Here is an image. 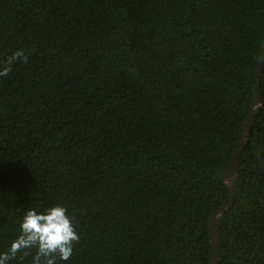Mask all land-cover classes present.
<instances>
[{
    "label": "trees",
    "instance_id": "obj_1",
    "mask_svg": "<svg viewBox=\"0 0 264 264\" xmlns=\"http://www.w3.org/2000/svg\"><path fill=\"white\" fill-rule=\"evenodd\" d=\"M263 43L264 0H0V254L63 206L58 264H210ZM261 92L219 264H264Z\"/></svg>",
    "mask_w": 264,
    "mask_h": 264
},
{
    "label": "clouds",
    "instance_id": "obj_2",
    "mask_svg": "<svg viewBox=\"0 0 264 264\" xmlns=\"http://www.w3.org/2000/svg\"><path fill=\"white\" fill-rule=\"evenodd\" d=\"M17 61L27 62L23 50L16 51L0 66V77H7ZM67 212L68 209L63 206H53L42 213L34 209L28 210L20 223V234L9 249L0 254V264H9L18 253H22L21 260L31 255L30 264H58V261H68L80 237Z\"/></svg>",
    "mask_w": 264,
    "mask_h": 264
},
{
    "label": "water",
    "instance_id": "obj_3",
    "mask_svg": "<svg viewBox=\"0 0 264 264\" xmlns=\"http://www.w3.org/2000/svg\"><path fill=\"white\" fill-rule=\"evenodd\" d=\"M264 68V43L262 47V53L259 61V77L254 94V102L251 107L250 114L244 124V134L241 142L235 153L233 154L230 163L226 169L224 175V181L227 184L229 195L228 202L220 206L210 218V234L212 239V259L210 264H219L221 261L223 239L221 234V225L223 223V217L235 204V199L238 195V183L237 178L239 177V160L241 154L249 142L251 130L254 125V119L258 115L262 107V92H261V78L263 75Z\"/></svg>",
    "mask_w": 264,
    "mask_h": 264
}]
</instances>
